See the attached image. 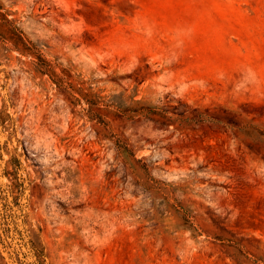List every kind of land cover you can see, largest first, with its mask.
<instances>
[{
  "label": "rangeland",
  "instance_id": "374dc122",
  "mask_svg": "<svg viewBox=\"0 0 264 264\" xmlns=\"http://www.w3.org/2000/svg\"><path fill=\"white\" fill-rule=\"evenodd\" d=\"M0 14V264H264V0Z\"/></svg>",
  "mask_w": 264,
  "mask_h": 264
},
{
  "label": "trees",
  "instance_id": "16d2710c",
  "mask_svg": "<svg viewBox=\"0 0 264 264\" xmlns=\"http://www.w3.org/2000/svg\"><path fill=\"white\" fill-rule=\"evenodd\" d=\"M4 28H5V33H6L5 39L8 40L17 50L21 52H31L32 49H31L29 42L25 38H23L22 35L17 33L14 29L10 28L9 26L6 27V24H3L2 22H0V30H4ZM41 64L42 65L40 66V68H43V69L41 70L38 69L40 74H47L49 78L53 80L59 79L58 75L52 68H50L47 61Z\"/></svg>",
  "mask_w": 264,
  "mask_h": 264
}]
</instances>
